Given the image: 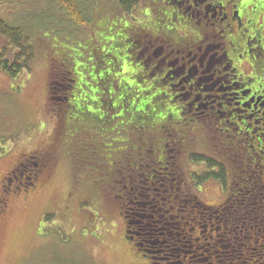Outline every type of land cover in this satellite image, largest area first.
Here are the masks:
<instances>
[{
    "label": "trees",
    "instance_id": "obj_1",
    "mask_svg": "<svg viewBox=\"0 0 264 264\" xmlns=\"http://www.w3.org/2000/svg\"><path fill=\"white\" fill-rule=\"evenodd\" d=\"M90 4L94 5L95 0H0V72L16 78L31 70L36 43L45 45L59 31L81 41L80 28L93 22ZM138 4L139 0H119L123 13H132ZM163 11L164 7L159 9L163 17L156 31L143 27L132 14V21L116 20L108 36L93 34L85 42L88 45L82 43L87 50L57 51L50 70L48 111L60 132L84 117L82 122L86 126L76 137L87 132L95 138L94 146L100 152H114L111 165L117 166L115 196L125 220L126 239L153 264L260 261L263 258L256 253L264 239L257 231L264 222V137L258 136L256 122L250 124L247 117L230 110L223 90L243 88L239 99L252 98L256 94V80L262 84L264 69L256 72L252 55H247L254 66L252 75H245L233 64L232 58L243 52L242 42L236 44V38L224 26L218 35L227 39L229 55H224L222 47L218 54H212L208 66L214 73L199 69L195 72L189 68L191 65L176 70L162 65L150 67L152 56L146 61L148 48L143 43L141 46L145 34L164 35L183 47L181 51L188 56L208 39L184 37L177 29L178 24H183L184 15L176 18L174 13L170 16L167 10ZM206 25L212 29L218 26ZM114 26L122 33L120 37L116 36ZM224 71L227 78L221 76ZM228 75L233 82L225 87L230 82ZM249 87L254 91L250 95ZM205 127L220 134L215 132L210 138L219 137L216 146L222 153H230L226 155L230 160L227 163L191 151V159L206 166L192 171V186L182 169L181 156L186 135ZM147 132L156 138L146 139ZM227 135L233 140L230 146L224 141ZM106 143L110 144L109 149H104ZM43 156L32 154L36 161L26 167L29 176L17 190H34L41 182L40 176L48 167ZM209 178L219 180L227 191L225 200L217 205L206 203L195 191V181L201 183ZM255 226H259L256 241L249 234Z\"/></svg>",
    "mask_w": 264,
    "mask_h": 264
},
{
    "label": "rangeland",
    "instance_id": "obj_2",
    "mask_svg": "<svg viewBox=\"0 0 264 264\" xmlns=\"http://www.w3.org/2000/svg\"><path fill=\"white\" fill-rule=\"evenodd\" d=\"M209 1L206 0L205 4L195 9L183 0H139L138 6L128 14L122 12L119 0H95L94 5L90 4L93 10L92 24L80 28L79 38L83 42L65 37L67 32L52 33L45 45L40 44V41L36 43L31 70L23 71L16 78L0 72V264H153L150 258L136 250L126 239L125 220L120 202L115 196L118 190L114 183L117 166L111 165L115 159L114 152H108L107 155L100 152L94 146L95 138L87 132L76 137L85 125L82 122L84 117L80 118V122H71L65 131L60 132V126L48 111L52 60L57 56V51L63 48L79 53L87 50L83 44L88 45L85 42L93 34L97 37L108 36L116 20L124 23L130 19L132 21V14L138 17V21L141 20L143 27L153 31L163 17L159 13L163 7V12L168 11L170 16L173 13L176 18L180 14L184 15L181 18L183 24L177 25L178 33H184V37L190 39H198V36L208 38L197 49L200 57L205 53L207 57L218 52L222 44L227 42V39L218 35L224 23L217 22L218 26L214 29L206 25L207 21L214 19L212 14L215 10L216 16L221 12L218 7L220 4L215 2V8ZM206 3L210 5L209 18L203 14ZM200 19L202 21L198 22ZM114 28L117 30V27ZM116 34L120 37L122 33L117 30ZM231 35L239 36L240 30L235 28ZM145 37L141 46L143 43L148 48L144 56L146 61L152 56L150 67L162 65L176 70L191 65L189 68L195 72L199 68L203 72L206 70V74L214 73V70H209L210 57L201 68L200 62L197 63V59L193 58L194 54L185 55V51H181L183 47L176 46L173 40L164 38V35L152 34L149 36L152 39ZM241 42L243 46L244 40ZM239 64L240 71L245 75L254 73L253 63L247 56ZM221 76L227 78V71ZM228 77L230 82L225 83V87L233 82L232 76ZM261 83L264 87V79ZM242 89L233 86L225 88L223 92L226 99L229 98L230 110L236 112L237 116L247 117L250 124H254L256 118H264V105L255 97L251 108L243 107L242 102H250L251 98H237L242 94ZM238 101L241 103L238 104ZM223 121L226 122V119ZM87 124L90 126V123ZM259 126L262 129L257 131L262 135L264 123ZM215 132L214 128L205 127L203 130H192L186 135L181 165L192 186L195 180L191 176L192 171H200L206 166L194 162L190 156L191 151L208 154L225 162L230 160V156H226L230 153L224 154L216 146L219 142L217 135L220 134L216 132V138H210ZM134 133L133 141L136 136ZM145 135L146 139L156 138L155 134L152 136L149 132ZM231 140L228 135L224 137L228 146ZM109 148V143L104 144V149ZM32 154H44L47 170L42 172V180L34 190H17L21 181L27 180L29 176L26 167L32 160L36 161ZM38 162L42 164L39 159ZM194 185L195 191L208 204L217 205L225 200L227 191L217 179L209 178L201 183L195 181ZM258 227L249 231L255 241ZM257 231L260 236L264 235V222L262 229ZM258 263H264V258Z\"/></svg>",
    "mask_w": 264,
    "mask_h": 264
},
{
    "label": "flooded vegetation",
    "instance_id": "obj_3",
    "mask_svg": "<svg viewBox=\"0 0 264 264\" xmlns=\"http://www.w3.org/2000/svg\"><path fill=\"white\" fill-rule=\"evenodd\" d=\"M183 1L189 2L190 7L192 6V7H195V9H197L198 6H202V4L206 0H183ZM215 2L218 3V5L220 4V6L218 7L220 8L221 12L219 15L216 16L215 13L217 11L215 10V12L212 14L214 19L207 21V24L211 23L212 25H215L217 22H220V24L224 23V27L226 29H230L231 32L234 31V29L236 28L240 30V35L234 36L237 41L236 44L239 45V43L242 40H244V45L242 46L243 52H238L237 56L234 59L232 58L233 64H236L239 67L240 65L239 63L241 59L244 57V55L246 56L252 55L254 56V59H256V72L257 70L264 69V0H211L209 1L210 5H213V7L216 8L217 4H215ZM210 5H207L206 3V5L203 6L204 7L203 14L205 17L208 16V18L211 12L209 11ZM200 21L202 20L200 19ZM253 45L254 47H252ZM221 47L225 48L224 55H227L228 57L229 54L226 51L227 42H224V46H221ZM198 48H201V46L196 47L195 50H193L192 52H189V55L194 54L193 58L197 59L198 62H200L201 67H203L204 64L202 60H207V58L209 57L211 58L212 54L206 57V53H205L200 57L198 50H197ZM239 50H241V46H239ZM215 54H218V52H216ZM210 58L208 60H210ZM196 64L195 66L198 67V64L197 65ZM198 69H196V71ZM205 72L206 70H204V73ZM225 76H226V73H225ZM260 86H262V84H259V81L256 80V94L252 96L251 101H254L256 97L258 98V101L259 102L261 101L262 105H264V87L261 88ZM252 91L253 90L250 87L247 89L248 94ZM237 98H239V96ZM237 103L239 104L241 103V101H238ZM243 104L244 103L242 102V105ZM244 106H251V103H248V104L245 103ZM256 107H257V104H256ZM260 123H264L263 117L256 118V126H257L256 129H262V127L259 126ZM263 134L264 133H262V135ZM262 135L258 134V136H262ZM256 250H258V248H256ZM263 251H264V240L262 244H260L259 253H256V255H259L260 258H264ZM258 262L259 260L256 259V264H260ZM238 264H241V263L239 262ZM261 264H264V263H261Z\"/></svg>",
    "mask_w": 264,
    "mask_h": 264
}]
</instances>
